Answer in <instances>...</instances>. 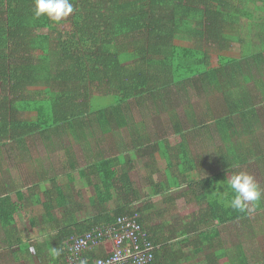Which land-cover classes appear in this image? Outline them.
I'll return each mask as SVG.
<instances>
[{"label": "trees", "instance_id": "obj_1", "mask_svg": "<svg viewBox=\"0 0 264 264\" xmlns=\"http://www.w3.org/2000/svg\"><path fill=\"white\" fill-rule=\"evenodd\" d=\"M70 2L73 12L57 23L46 15L36 17L34 0H0V153L16 150L14 157L18 156L36 141L51 146L65 132L85 138L94 133L93 126L102 136L105 127L135 125L137 131L115 144L109 151V155L116 152L114 156L101 153L89 161L81 152L83 165L72 148L62 150L58 171L52 165L38 171L26 162L31 173L19 178L21 186L10 189L16 201L8 191L1 193L5 186L0 185L1 244L6 246L0 258L5 259L7 249L17 256L33 248L41 256L47 250L50 254L65 251L67 259L71 238L126 217L136 220L140 232L132 241L122 230L118 249L134 256L150 246L152 259L146 264H156L162 251L174 248L176 255L184 243L192 245L195 255L209 251L216 245L217 228L247 219L254 237L249 247L239 243L232 264H263L264 144L260 141L264 134L257 141L253 137L264 130V21H259L261 28L251 47L234 51L233 46L242 48V20L256 22L255 14H264V0ZM249 83L251 88L246 86ZM187 88L200 102L185 106L181 118L173 109L175 92L180 95ZM161 106L171 111L165 110L158 132H148L142 120L134 122V108L152 112ZM75 121L81 127H74ZM173 136L180 142L168 145ZM205 140L208 146L213 143V153L196 156L193 145L203 148ZM243 147L246 153H241ZM230 148L232 155H228ZM159 152L164 161L156 166L154 156ZM219 160L221 171L211 166ZM249 163L257 164L262 196L239 211L229 206L234 195L230 186L222 193L224 187L220 181L216 186V178L237 170L251 174ZM163 165L168 189L184 186L177 198H191L198 207L184 225L161 221L162 214L157 218L160 223L150 225L147 214L153 205L134 206L143 197L129 174L145 171L147 185L159 195L169 191L153 179ZM77 176L94 191L91 206L99 213L87 227L73 230L71 223L59 225L55 207L63 206L61 214L69 213L65 192ZM21 188L27 189L36 209L37 216L29 220L35 242L30 240L33 235L26 241L19 237L16 215L24 199ZM174 202L175 197L168 201L172 206ZM40 204L43 211L38 216ZM40 226L48 234V244L38 242ZM113 249L112 243L99 244L82 255L87 263L106 261Z\"/></svg>", "mask_w": 264, "mask_h": 264}, {"label": "rangeland", "instance_id": "obj_2", "mask_svg": "<svg viewBox=\"0 0 264 264\" xmlns=\"http://www.w3.org/2000/svg\"><path fill=\"white\" fill-rule=\"evenodd\" d=\"M255 16L256 17L254 20H256V22H248L246 20H242V22H244L243 28L241 31V33L243 32V35H241V38L243 40V46L241 48V46L239 45H234L233 46L234 51H241V50L243 51L245 48L251 47L253 45V42H255L254 38L258 30L261 28V25H260L261 22L259 21H262V22L264 21V14H261L260 12H258L255 14ZM256 43H258V40H256ZM254 74L257 75V72L255 71V69H254ZM251 85L252 84L249 83L246 86L248 88H251ZM175 96H177L179 100L178 99L175 100V102L173 103V109H175V112L181 116L183 114L182 111L185 106L196 107L198 102H200V100L197 99V97L195 96L194 91L188 88L185 91V93H182L180 95L178 94V92H175ZM253 97L259 99V95L257 94H253ZM161 107L163 109L158 108L156 111H152V112L149 110H146L143 107L134 108L132 111L133 112L132 118L135 123L142 120L146 124L147 131L153 134L155 132H158V130H160L158 128L163 125L166 119L165 110L168 111L169 113L171 111L169 110L168 107L166 108H164L163 106ZM258 109L262 110L260 106H258ZM181 118H184V116H182ZM119 120L121 121V123L123 122L122 118H119ZM73 124H74V127H81L80 121H75ZM123 127H124L123 129L119 127H115V126L111 128L105 127L104 132H103L104 135L102 136L99 133V131L95 129V126H93L92 128H93L94 133H90L89 136L85 138L84 136H81V135H74V134L71 135L69 134V132H65V133L59 134L58 137L54 136L55 137L53 140L54 145H51V146H49V142L45 141V143L42 144L36 141L33 144H30L27 146L28 152L22 151L18 156L14 157V155L18 153L16 150L10 151L8 152V154L0 153V185L5 186L4 187L5 192L6 191L11 192L10 189L15 190L19 186H21L22 181H20L19 178L22 175H26L27 173L30 174L32 171V168L28 167L27 169V167L24 165L28 161H30V163L32 162L34 167L37 168L38 171H43L44 168L48 165H52V167H54L55 170L58 171L57 168H59V165L61 163L60 154L62 153V150L65 148L74 149L75 153H78V157L81 158L82 165L84 164V162L82 160L81 152L85 154L86 160H89V161H92L96 156L100 155L101 153L107 157L109 155V151L115 149L116 143H119L122 140L127 139V138L129 139L130 137L129 132L137 131L135 125H128V126L123 125ZM263 127H264V122H263ZM261 131H264V130H261ZM261 131H257L256 136L253 137L255 141H257V137L259 138L261 133L264 134V132H261ZM167 141H168L167 142L168 145H176L180 142V138L177 136H173V137H169ZM204 142L206 144L203 145V148L198 143L193 145V152L196 156L197 155L211 156V154L213 153L212 152L213 143H210L208 146L207 140H205ZM260 143L264 144V141L263 142L260 141ZM227 145H230V144H227ZM225 148H227V146ZM119 149L123 150L122 148H119ZM232 153H233V149L230 148V150L228 151V155H232ZM241 153H246L245 147L241 149ZM115 154L116 152H111L109 156H114ZM154 157L156 159L155 161H157L156 166L161 165L163 163L164 159H163V156L161 155V152L156 153ZM213 163L214 164H212L211 166L214 169L221 171L222 169L221 161L219 160L220 164L215 163V162ZM18 164H21V165H18ZM248 166L253 168V173H251L250 175H252L255 181L257 182V184L260 185L262 180L258 176V173L256 171L257 164H256V167L255 165H251L250 163L248 164ZM164 167L165 165L161 167V170L159 171V173L154 175V178H155L154 182L162 181L165 184V182L167 181L166 180L167 177L163 174L164 172H161L164 170ZM237 168L238 167L235 166L233 167V170H237ZM208 170H206V172L210 173ZM235 172H238V170ZM175 174L176 172H174V175ZM145 175H146L145 171L143 172L142 170L132 171L129 174L130 180H132V182L134 183V186L139 189L140 193L141 194L147 193L144 195H150L148 198H144V202L134 203L135 207H141L143 204H146V203H151L155 205L153 199L151 198L152 191L150 190V186L147 185L146 183L147 177ZM231 176H232L231 173H228V175H226L222 179L216 178L217 179L216 186H218L217 183L220 181V184H222L224 187L222 193L226 192V188H227L226 185L229 186ZM196 178L197 176H195V179ZM76 183L78 184V182ZM73 186L76 187L75 185ZM182 188L176 190L175 193L179 194L180 192H182L183 190ZM21 190L23 189L21 188ZM88 191L91 193V189ZM14 194H12L13 201L15 200ZM171 194L174 195L173 192H171ZM193 206L194 208H190L188 205L185 206L184 202L182 203L177 202V206L175 207V210L173 213L174 214L175 213L187 214L189 212H194L197 210V206L195 204H193ZM36 214H33V212H30L28 210H24V211H19L18 214L16 215V219L18 221L19 227L23 230L24 234L26 232L24 237L31 235L29 218L31 216L35 217ZM233 232L235 236H237L236 239L238 240L240 244H244V246L249 247L250 245L249 242L253 240L254 234H253V227L250 224V222L247 221V219L238 220L236 223H233ZM260 242H261V245H264L263 238L260 239ZM2 247L4 248V245L0 243V249H3Z\"/></svg>", "mask_w": 264, "mask_h": 264}, {"label": "crops", "instance_id": "obj_3", "mask_svg": "<svg viewBox=\"0 0 264 264\" xmlns=\"http://www.w3.org/2000/svg\"><path fill=\"white\" fill-rule=\"evenodd\" d=\"M153 179L155 178L153 177ZM76 182H78V184ZM159 182L162 181H158L156 183ZM167 183L168 181H166L165 184L164 183L163 184L166 187V189L169 191L159 195H154V189L150 187V190L152 191L151 198L153 199L155 204V205L152 204L153 208L147 214V216L151 218V221L149 222L150 225L158 224L161 221H170L172 224H177V225L182 223L184 225L188 220L192 218V215H194L198 210L197 207V210L194 212H189L187 214H177V213L174 214L173 212L175 210V207L177 206V202H181V203L184 202L185 206L188 205L190 208H194L193 206L194 203L191 200V198L189 200H186V198H181V197L177 198V194L175 193L176 190L168 189ZM73 185H75L76 187H74ZM22 189L23 190L21 191L24 195V199L22 200V202H20V211L28 210L30 212H33V214H36V209H33V205H32L33 203H31L30 201V195L27 192V189L26 188H22ZM90 189H91V193L88 191ZM171 192H173L174 195H172ZM2 193H6V192H2ZM7 194H10V197L12 198V194L14 193L8 191ZM144 194L147 193L141 194L143 199L140 202H144V198H148L150 196ZM65 196H66V204L69 207L68 208L69 213L67 215L61 214V211L62 212L64 211L63 206L58 207L56 205L55 207V215L57 219H59L60 221L59 225L67 226L69 225V223H71L72 224L71 228L73 230H76L79 228H83L82 226L87 227L97 217L96 215L99 212H97L91 206V198L94 197V191L92 190L91 187H89L86 184V181L81 179L79 176H77L72 181V183L70 184V191L65 192ZM172 197L173 198L175 197V202L173 206L168 203V201L171 200ZM14 201H16V195ZM40 201L42 203L44 201L42 194L40 195ZM41 204L38 210L39 212L38 216L42 215L40 214L41 211H43ZM169 211L170 213L168 214ZM160 215H161V221L160 219H157L158 216ZM30 218H33V216H31ZM35 219L40 221L41 218L37 217ZM16 225L18 230L22 231V233L19 234V237L23 238L24 241L29 240V238L31 237L30 236L24 237L26 232L25 234L23 233V230L19 227L17 219H16ZM217 229L219 231V234L216 245H214V247L209 249V251H205L204 253H199L195 255V249L192 248V245L188 246L186 245V243H184L182 245V250L177 251L178 254L176 255L172 253V250L174 248L172 250H168L167 252L162 251L161 255H158V260L156 264H232V256H236V250H237L236 248L239 245V242L236 239L237 236H235L233 232V222L227 223L224 226H220ZM37 231L40 233V237H39L40 241L38 242L39 243L46 242L48 244L50 242V240L47 238L48 234L44 232L41 226L37 228ZM31 236L33 237L30 239L31 242H35L36 234L31 233ZM1 239H3V235L0 232V243H1ZM107 245L109 246L110 244ZM4 247L6 246L4 245ZM105 247L108 248L106 245ZM1 251L2 249H0V252ZM5 251L7 255L5 259L2 257L0 258V264H65L66 262L65 251L60 252L58 250H55L53 254H50L51 252L49 253V251L47 250L46 254L42 256L40 253L35 254V250L33 248H29L28 250L17 254V256H11L9 254L10 251L8 249ZM57 251L59 252V255L56 254ZM229 258L230 260H228Z\"/></svg>", "mask_w": 264, "mask_h": 264}, {"label": "built area", "instance_id": "obj_4", "mask_svg": "<svg viewBox=\"0 0 264 264\" xmlns=\"http://www.w3.org/2000/svg\"><path fill=\"white\" fill-rule=\"evenodd\" d=\"M122 230L125 234L135 241V237L140 232V227L136 220L130 218H119L114 224L95 227L92 231L85 235H76L71 238L72 242L68 246L69 256L66 259L67 264H80L84 260L82 253L87 249L99 244H113V255L106 261L94 260L87 264H146L152 259L151 253L153 248L145 246L144 250L137 251L134 256L129 252L121 253L118 249L122 237Z\"/></svg>", "mask_w": 264, "mask_h": 264}, {"label": "clouds", "instance_id": "obj_5", "mask_svg": "<svg viewBox=\"0 0 264 264\" xmlns=\"http://www.w3.org/2000/svg\"><path fill=\"white\" fill-rule=\"evenodd\" d=\"M73 4L70 0H34V15L40 17L46 15L53 22H60L73 12ZM234 194L229 202L233 209L244 211L250 202L261 199L262 191L254 177L245 171L235 172L230 177L229 184ZM59 255V252H56ZM80 264H87L82 260Z\"/></svg>", "mask_w": 264, "mask_h": 264}]
</instances>
